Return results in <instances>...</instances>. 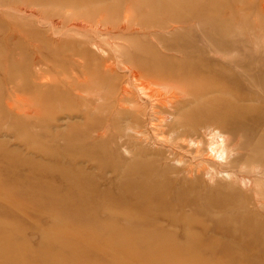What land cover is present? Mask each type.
<instances>
[{"label":"rangeland","instance_id":"374dc122","mask_svg":"<svg viewBox=\"0 0 264 264\" xmlns=\"http://www.w3.org/2000/svg\"><path fill=\"white\" fill-rule=\"evenodd\" d=\"M263 138L264 0H0V264H264Z\"/></svg>","mask_w":264,"mask_h":264},{"label":"bare ground","instance_id":"6f19581e","mask_svg":"<svg viewBox=\"0 0 264 264\" xmlns=\"http://www.w3.org/2000/svg\"><path fill=\"white\" fill-rule=\"evenodd\" d=\"M261 83H263V82H260V84ZM260 84H258V85H260ZM256 88L258 89L256 92H261L263 89V84H262V86L261 85L256 86ZM251 92L256 93L255 90H252ZM236 98L241 99V98H243V95L240 92H238V95L236 96ZM207 136H208L207 154H208L209 158L218 162V163L225 162L227 160L228 156L231 154V151L229 150V147H228V142L225 139V137L219 131H216V130L210 131ZM190 142H192V141H190ZM261 142H262L261 145L264 146V138L262 139ZM263 159H264V153L260 156V158H257L256 160L257 161H263ZM227 177H230V176L227 175ZM242 179H241V182L244 185H246L245 180H242Z\"/></svg>","mask_w":264,"mask_h":264}]
</instances>
